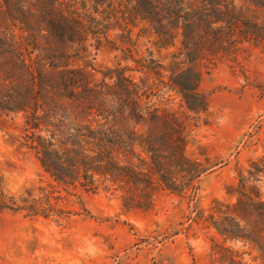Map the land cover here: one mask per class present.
Here are the masks:
<instances>
[{"label": "trees", "instance_id": "1", "mask_svg": "<svg viewBox=\"0 0 264 264\" xmlns=\"http://www.w3.org/2000/svg\"><path fill=\"white\" fill-rule=\"evenodd\" d=\"M248 12L234 0H0V118L22 116L21 145L63 190L119 194L128 209L157 190L195 192L200 64L249 39ZM104 52L115 60L97 67ZM250 166L236 201L206 217L223 238L212 264H264V155ZM15 207L36 211L0 192V212Z\"/></svg>", "mask_w": 264, "mask_h": 264}, {"label": "rangeland", "instance_id": "2", "mask_svg": "<svg viewBox=\"0 0 264 264\" xmlns=\"http://www.w3.org/2000/svg\"><path fill=\"white\" fill-rule=\"evenodd\" d=\"M234 1L248 6L249 39L200 64L208 110L189 147L205 169L195 192L157 190L147 208L128 209L119 194L63 190L21 145L22 116L1 117L0 192L36 211L1 210L0 264H212L223 238L206 217L236 201L240 174L264 155V9ZM114 60L104 52L96 66ZM255 184L264 201V177Z\"/></svg>", "mask_w": 264, "mask_h": 264}]
</instances>
